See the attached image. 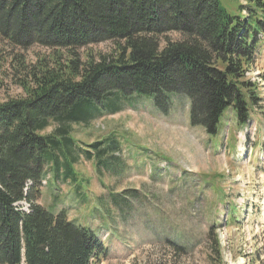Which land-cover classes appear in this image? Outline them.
Segmentation results:
<instances>
[{
    "label": "trees",
    "instance_id": "16d2710c",
    "mask_svg": "<svg viewBox=\"0 0 264 264\" xmlns=\"http://www.w3.org/2000/svg\"><path fill=\"white\" fill-rule=\"evenodd\" d=\"M227 1L0 0V44L43 49L34 60L13 57L22 93L0 101V264H98L97 233L70 221L66 208L37 202L47 174L84 200L81 160L99 176L129 172L115 136L84 144L73 125L147 96L166 115L180 95L190 100V125L210 137L228 108L247 121L256 97L245 71L264 48V0ZM101 44L110 50L94 48ZM123 194L97 204L122 210L138 193Z\"/></svg>",
    "mask_w": 264,
    "mask_h": 264
},
{
    "label": "rangeland",
    "instance_id": "374dc122",
    "mask_svg": "<svg viewBox=\"0 0 264 264\" xmlns=\"http://www.w3.org/2000/svg\"><path fill=\"white\" fill-rule=\"evenodd\" d=\"M94 48L110 50L108 44ZM37 53L43 49L12 51L0 44V101L22 93L13 57L34 60ZM245 79L256 97L249 118L239 123L228 108L214 137L190 125L184 95L172 99L166 115L147 96L73 125V137L84 144L115 136L129 172L118 179L99 176L81 160L75 169L85 182L84 200L71 184L51 185L47 174L37 202L49 212L66 208L70 221L97 233L103 243L98 264H264V48ZM126 189L138 194L122 210L97 204L98 197Z\"/></svg>",
    "mask_w": 264,
    "mask_h": 264
},
{
    "label": "bare ground",
    "instance_id": "6f19581e",
    "mask_svg": "<svg viewBox=\"0 0 264 264\" xmlns=\"http://www.w3.org/2000/svg\"><path fill=\"white\" fill-rule=\"evenodd\" d=\"M246 120V119H245Z\"/></svg>",
    "mask_w": 264,
    "mask_h": 264
}]
</instances>
